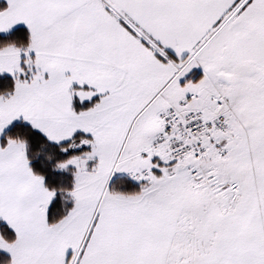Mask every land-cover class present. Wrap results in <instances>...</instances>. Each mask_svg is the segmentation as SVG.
I'll return each instance as SVG.
<instances>
[{"label": "snow or ice", "instance_id": "1", "mask_svg": "<svg viewBox=\"0 0 264 264\" xmlns=\"http://www.w3.org/2000/svg\"><path fill=\"white\" fill-rule=\"evenodd\" d=\"M0 264H264V0H0Z\"/></svg>", "mask_w": 264, "mask_h": 264}]
</instances>
